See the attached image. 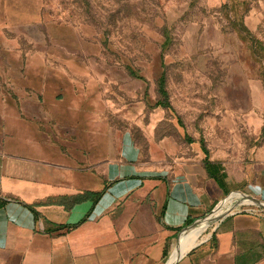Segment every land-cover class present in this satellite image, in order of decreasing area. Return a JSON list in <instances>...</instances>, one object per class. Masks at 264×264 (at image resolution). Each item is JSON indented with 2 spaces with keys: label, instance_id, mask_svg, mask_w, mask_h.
I'll return each mask as SVG.
<instances>
[{
  "label": "crops",
  "instance_id": "1",
  "mask_svg": "<svg viewBox=\"0 0 264 264\" xmlns=\"http://www.w3.org/2000/svg\"><path fill=\"white\" fill-rule=\"evenodd\" d=\"M45 27L38 0H0V264H264V167L258 199L238 190L212 218L223 164L169 139L148 162L118 151L39 48Z\"/></svg>",
  "mask_w": 264,
  "mask_h": 264
},
{
  "label": "rangeland",
  "instance_id": "2",
  "mask_svg": "<svg viewBox=\"0 0 264 264\" xmlns=\"http://www.w3.org/2000/svg\"><path fill=\"white\" fill-rule=\"evenodd\" d=\"M38 2L46 22L39 48L67 71L74 92L100 109L118 151L131 140L148 162L151 145L169 139L223 164L233 194L212 218L231 209L224 207L238 190L258 199L264 0ZM20 44L30 48L24 38ZM162 101L168 106L157 105Z\"/></svg>",
  "mask_w": 264,
  "mask_h": 264
},
{
  "label": "trees",
  "instance_id": "3",
  "mask_svg": "<svg viewBox=\"0 0 264 264\" xmlns=\"http://www.w3.org/2000/svg\"><path fill=\"white\" fill-rule=\"evenodd\" d=\"M160 94L164 97L165 100H167L168 96H167V92L165 91V88H164L163 79H161V81H160ZM157 105L160 107H167L168 106L166 101L157 102ZM220 184H221V181H220Z\"/></svg>",
  "mask_w": 264,
  "mask_h": 264
},
{
  "label": "bare ground",
  "instance_id": "4",
  "mask_svg": "<svg viewBox=\"0 0 264 264\" xmlns=\"http://www.w3.org/2000/svg\"><path fill=\"white\" fill-rule=\"evenodd\" d=\"M224 200L221 201V203H219V205L216 207V209L214 211H216L218 208H220L223 204H224ZM185 250V249H184Z\"/></svg>",
  "mask_w": 264,
  "mask_h": 264
},
{
  "label": "water",
  "instance_id": "5",
  "mask_svg": "<svg viewBox=\"0 0 264 264\" xmlns=\"http://www.w3.org/2000/svg\"><path fill=\"white\" fill-rule=\"evenodd\" d=\"M176 263V262H175Z\"/></svg>",
  "mask_w": 264,
  "mask_h": 264
}]
</instances>
